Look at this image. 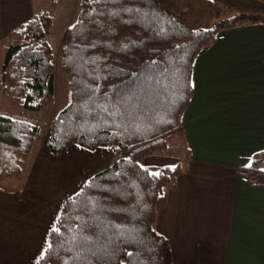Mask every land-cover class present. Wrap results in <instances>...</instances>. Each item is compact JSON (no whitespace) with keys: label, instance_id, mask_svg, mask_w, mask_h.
Wrapping results in <instances>:
<instances>
[{"label":"trees","instance_id":"16d2710c","mask_svg":"<svg viewBox=\"0 0 264 264\" xmlns=\"http://www.w3.org/2000/svg\"><path fill=\"white\" fill-rule=\"evenodd\" d=\"M228 11L214 0L81 1L62 40L70 103L50 122L46 145L55 156L72 146L126 156L65 200L34 264H175L156 225L183 168L154 169L144 161L167 156L178 140L186 145L182 120L194 94L197 56L221 32L264 26V15ZM52 28V15L43 11L7 37L1 92L24 110L40 112L54 103L56 59L47 40ZM39 135L37 126L0 115L5 192L23 187ZM238 172L263 187L264 152Z\"/></svg>","mask_w":264,"mask_h":264},{"label":"crops","instance_id":"0c3cea01","mask_svg":"<svg viewBox=\"0 0 264 264\" xmlns=\"http://www.w3.org/2000/svg\"><path fill=\"white\" fill-rule=\"evenodd\" d=\"M214 1L233 13L264 15L261 1ZM34 15L33 0H0V43ZM191 82L185 165L168 156L144 161L183 168L157 231L175 264H264V186L238 172L264 152V26L219 33L195 59ZM115 160L113 149L72 146L55 156L38 145L21 190L0 188V264H34L65 200Z\"/></svg>","mask_w":264,"mask_h":264},{"label":"rangeland","instance_id":"374dc122","mask_svg":"<svg viewBox=\"0 0 264 264\" xmlns=\"http://www.w3.org/2000/svg\"><path fill=\"white\" fill-rule=\"evenodd\" d=\"M82 0H56V5H51L46 0H33L35 14L38 12L47 11L53 17V28L50 35L47 37L51 45L56 59V79H55V100L52 105L40 112L24 110L18 106L11 104L1 92L0 85V115L9 117L15 120H23L37 126L40 130V135L36 141L35 149L38 145L46 143L49 134V124L57 116L59 112L65 109L70 103V90L66 74L62 70V40L65 31L71 27L78 19ZM228 8V7H227ZM231 8L228 11V16L233 15ZM212 25L208 24L207 27ZM0 59L1 66L3 65L7 52V40L0 43ZM190 145H185L183 140H178L175 147L169 151V158H178L185 165L187 153ZM117 152V159L126 156L124 153ZM159 157V156H154ZM165 157V156H164ZM155 169V168H154Z\"/></svg>","mask_w":264,"mask_h":264},{"label":"snow or ice","instance_id":"6c2138e0","mask_svg":"<svg viewBox=\"0 0 264 264\" xmlns=\"http://www.w3.org/2000/svg\"><path fill=\"white\" fill-rule=\"evenodd\" d=\"M249 166H251V165H249ZM151 175H154V176H159L160 175V173H151ZM56 231H58V229H56ZM51 247V245H49V248ZM129 255H131V253H129Z\"/></svg>","mask_w":264,"mask_h":264}]
</instances>
